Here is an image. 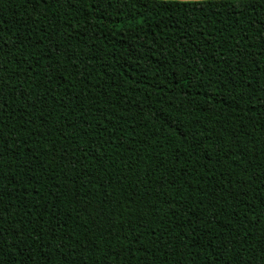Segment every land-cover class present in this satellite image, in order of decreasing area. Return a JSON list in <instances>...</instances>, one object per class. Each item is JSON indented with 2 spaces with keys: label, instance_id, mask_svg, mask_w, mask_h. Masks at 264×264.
<instances>
[{
  "label": "trees",
  "instance_id": "16d2710c",
  "mask_svg": "<svg viewBox=\"0 0 264 264\" xmlns=\"http://www.w3.org/2000/svg\"><path fill=\"white\" fill-rule=\"evenodd\" d=\"M0 264H264V0H0Z\"/></svg>",
  "mask_w": 264,
  "mask_h": 264
},
{
  "label": "water",
  "instance_id": "95a60500",
  "mask_svg": "<svg viewBox=\"0 0 264 264\" xmlns=\"http://www.w3.org/2000/svg\"><path fill=\"white\" fill-rule=\"evenodd\" d=\"M166 1H204V0H166Z\"/></svg>",
  "mask_w": 264,
  "mask_h": 264
}]
</instances>
